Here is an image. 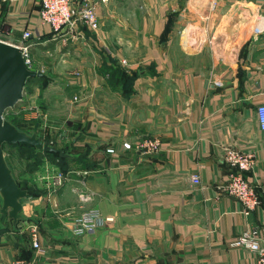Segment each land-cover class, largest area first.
Returning a JSON list of instances; mask_svg holds the SVG:
<instances>
[{
  "label": "crops",
  "instance_id": "1",
  "mask_svg": "<svg viewBox=\"0 0 264 264\" xmlns=\"http://www.w3.org/2000/svg\"><path fill=\"white\" fill-rule=\"evenodd\" d=\"M83 1L94 5L98 28L65 36L41 23L39 0H0V39L17 43L23 29L32 32V70L43 82L29 97L41 121L32 127L68 155L57 188L48 186L57 172L48 155L22 172L24 181L16 176L32 194L22 200L25 218L16 228L8 218L0 231V259L255 264L230 241L255 225L264 243V130L256 116L264 33L254 30L264 0H214L213 8L212 0L72 3ZM153 138L159 148L147 152ZM227 147L254 154L242 173L260 202L248 213L224 189L236 170L223 158ZM93 206L112 220L74 235L73 218ZM30 222L40 229L38 255L24 231Z\"/></svg>",
  "mask_w": 264,
  "mask_h": 264
},
{
  "label": "built area",
  "instance_id": "2",
  "mask_svg": "<svg viewBox=\"0 0 264 264\" xmlns=\"http://www.w3.org/2000/svg\"><path fill=\"white\" fill-rule=\"evenodd\" d=\"M39 1V19L41 23L47 25L54 34L66 36L68 33H72L76 35L78 34L79 26H85L90 30H96L98 28L99 19L95 12V7L88 1H83L79 5H74L72 0ZM210 7H214V0L211 1ZM254 30L256 33H264V16L259 15L257 17ZM31 37L32 32L28 28H25L21 31L20 40L17 43L4 41L20 49L23 60L29 69L32 68ZM193 44L198 47L199 41H195ZM194 45L189 44L188 46L192 47ZM215 85L219 86V83L216 82ZM256 116L260 129L264 130V103L256 107ZM159 144L160 141L158 138L147 139L144 142V147L147 152H156L159 148ZM223 158L231 167L236 169L229 174L227 182L224 184V189L227 194L238 199L243 204L244 212L248 213L260 202L259 193L242 173L244 170H248L254 165V154L227 147L224 150ZM191 179L195 183L200 181L196 174H194ZM63 180L64 173L61 170H57L49 180L48 186L51 189L57 188L62 185ZM109 220H112V217L103 216L98 207H89L73 218L71 231L74 235H81L85 232L94 230L95 227ZM24 231L29 236L31 247L36 255H38L43 251L38 224L36 222L27 223ZM230 245L251 251L255 256V264H264V243L260 238L259 228L257 226L253 225L245 228L230 241ZM0 264L38 263L35 256L31 258L14 256L10 258H1Z\"/></svg>",
  "mask_w": 264,
  "mask_h": 264
},
{
  "label": "water",
  "instance_id": "3",
  "mask_svg": "<svg viewBox=\"0 0 264 264\" xmlns=\"http://www.w3.org/2000/svg\"><path fill=\"white\" fill-rule=\"evenodd\" d=\"M40 76L39 71L26 66L19 48L0 40V212L3 226L10 218L12 226L17 227V223L25 218L22 200L30 196L27 187L16 180L7 163L3 144L64 154L62 149L43 141L35 131L20 130L4 117V112L21 100L27 79Z\"/></svg>",
  "mask_w": 264,
  "mask_h": 264
},
{
  "label": "rangeland",
  "instance_id": "4",
  "mask_svg": "<svg viewBox=\"0 0 264 264\" xmlns=\"http://www.w3.org/2000/svg\"><path fill=\"white\" fill-rule=\"evenodd\" d=\"M31 56H32V53H31ZM32 87H36V86H31L27 88L24 87L21 100H19L14 105V107L8 108L4 112V117L6 119H8L9 121H14L18 123L19 125L27 127V128H30L34 125V120L39 121V118L36 115L38 113V111L36 112L37 109H35L34 106L29 104V97L32 95V92H33ZM23 105L25 106L24 108H22ZM48 144L53 145L52 143H48ZM59 145H62V144L59 142ZM3 150H4L6 160L12 167L14 176L15 177L17 176L19 179L23 180L24 178L22 177V172L27 169L26 167L27 163L34 162L33 154L31 152H26L22 149H19L17 147H12L9 145H4ZM49 157L53 162H56L57 170H61L60 165H59L61 164V161L58 158H56V156L54 155L53 156L49 155Z\"/></svg>",
  "mask_w": 264,
  "mask_h": 264
},
{
  "label": "trees",
  "instance_id": "5",
  "mask_svg": "<svg viewBox=\"0 0 264 264\" xmlns=\"http://www.w3.org/2000/svg\"><path fill=\"white\" fill-rule=\"evenodd\" d=\"M114 72L112 71V74H113ZM116 73V72H115ZM42 77L40 76V77H29L28 79H27V81H26V84H25V88H27V87H31V86H33V85H37V84H40V85H42ZM18 129H20V130H23V131H26V132H29V131H31V132H36V129H34L33 127H30V128H27V127H24V126H21V125H19L18 123H16V122H14V121H11ZM31 132H29V133H31ZM42 139V138H41ZM43 141H44V139H42ZM4 145H8V144H3V146ZM54 145V144H53ZM9 146H12V147H17V148H19V149H22V150H24V151H26V152H31L32 154H33V159H34V162H29V163H27V165H26V167H27V169L30 171H32V170H34L35 168H36V166H37V164L39 163V161H40V159H41V157L43 156V155H54V156H56V158H58L60 161H61V164H59L60 165V168L62 169V170H65L66 169V167L68 166V161H67V151H66V149L65 148H60V149H62L63 151H64V154L62 155V154H59V153H55V152H43V151H40V150H36L34 147H30V146H20V145H18V144H14V145H9ZM56 146V145H55ZM7 163H8V161H7ZM9 164V163H8ZM9 166H10V164H9ZM11 167V166H10ZM12 168V167H11ZM26 169V170H27ZM16 178V177H15ZM17 180V179H16ZM18 181V180H17ZM19 183H20V181H18ZM21 185H24V186H26V184H22V183H20ZM27 187V189H28V191H29V193H30V195L32 194V189L30 188V187H28V186H26ZM7 226H8V222H7V220H6V225L5 226H3V224H2V222H1V212H0V231L1 230H3V229H5V228H7Z\"/></svg>",
  "mask_w": 264,
  "mask_h": 264
},
{
  "label": "bare ground",
  "instance_id": "6",
  "mask_svg": "<svg viewBox=\"0 0 264 264\" xmlns=\"http://www.w3.org/2000/svg\"><path fill=\"white\" fill-rule=\"evenodd\" d=\"M188 33V32H187ZM186 34V33H185ZM240 37V36H239Z\"/></svg>",
  "mask_w": 264,
  "mask_h": 264
}]
</instances>
